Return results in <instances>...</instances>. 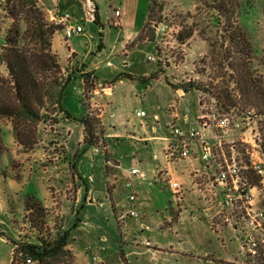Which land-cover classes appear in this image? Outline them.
I'll use <instances>...</instances> for the list:
<instances>
[{
	"label": "rangeland",
	"instance_id": "rangeland-1",
	"mask_svg": "<svg viewBox=\"0 0 264 264\" xmlns=\"http://www.w3.org/2000/svg\"><path fill=\"white\" fill-rule=\"evenodd\" d=\"M56 1L35 0V7L43 13L48 24H58L54 19L58 16ZM125 1L128 22L124 27L118 28L112 22L114 10L120 7L122 0H98L99 6L92 5L89 11L90 17L79 20L83 35L66 39L61 31L50 40L51 50L61 66V75L57 77L64 80L69 75L73 77L62 99V106L72 116L71 120L51 108L47 118L35 126L36 144L28 151L16 141L11 121H0V264H12L16 249L12 242L26 241L30 236L54 241L66 231L70 236L65 250L70 254L60 255L51 261L52 264H263L247 256L240 229L230 221V215L221 210L220 190L211 174H206L207 170L199 159V146L193 147L190 162L180 160L174 165L178 168L176 180L163 173L154 177L152 172L155 165L160 166L165 161L164 143L139 139L169 137L174 117L171 107H174L185 130H200L205 139L215 134L221 136L227 155L233 152L246 163L249 154L256 158L258 155L252 146L241 141L244 138L251 143L256 141L259 156L264 160L260 147L264 131L261 108L250 104L248 92L239 95L232 80L240 78L242 71L233 72L228 67L235 58L236 62L245 65V76L249 70L252 73L251 80H243L249 79L264 89V0H238V25L252 51L249 57L244 52L234 54L227 63L218 52L220 34L210 21L214 13L204 8L200 1L157 0L151 20L156 24L170 25L172 35L162 37L155 31L154 42L138 43L135 42L148 21L152 0ZM14 2L17 0H0V58L6 35H13L17 28H20L27 47H41L31 34L36 22L34 16L20 14L15 17L5 9L6 3L12 6ZM160 5L163 11L159 14ZM28 8L32 9L31 5ZM60 8L62 12L70 13L71 19L79 18L77 16L82 13L78 4H75V11L68 3L61 2ZM193 23L198 25L195 37L180 42L179 35L186 33ZM210 45L217 47L211 49ZM238 49L242 51L240 47ZM212 50L215 54L211 56ZM79 68L94 70L108 82L104 83L114 88L112 96L97 95L105 110L104 132L119 135L118 140L106 139V146L120 164L116 181L112 174L117 168L108 159L111 164H107L106 175L103 170L100 177H95V183L89 182V175L96 172L99 161L104 163L108 151L101 142L94 147L99 149V154H95L93 147L84 148L82 145L85 133L84 127L81 133L79 123L87 115V106L82 102L85 89L81 78L74 77L80 75ZM152 75L157 78L141 81ZM89 77L90 73L83 75L85 83ZM6 78L7 66L0 59V79ZM188 83L206 88L210 83L213 85L207 92L194 90L181 94L183 92L176 87ZM226 97L235 99L237 107L227 110L223 106ZM95 109L100 118L99 108ZM138 110H144L149 117L138 118ZM212 112L219 118L230 116L239 121L243 129L228 133L215 126L208 131L201 129L198 119ZM155 115L158 120H153ZM132 134L138 137L137 140H127ZM76 152L81 154V160H78L75 171L70 161ZM140 156L145 159L142 163ZM155 156L159 159L154 160ZM67 161L71 168L64 164ZM53 163H57V168L51 165ZM134 166L148 172L140 192L136 193L137 200L132 204L129 201L132 191L125 187V183L132 180L129 172ZM194 170H199L200 175L195 176ZM77 172L82 174L86 186L81 184ZM72 173L78 195L71 185ZM172 179L182 184L179 194L170 188L169 180ZM250 182L256 188V208L264 210V176L259 178L252 173ZM67 184L70 186L65 197ZM94 184L97 188L91 202V192L86 193V189L92 191ZM112 191L115 206L110 197ZM33 197L48 213L42 234L35 231L25 217V202ZM130 210L136 211L139 217L126 216ZM256 235L261 237L259 233ZM146 241L150 247L146 246ZM153 257L155 263L151 262Z\"/></svg>",
	"mask_w": 264,
	"mask_h": 264
},
{
	"label": "trees",
	"instance_id": "trees-1",
	"mask_svg": "<svg viewBox=\"0 0 264 264\" xmlns=\"http://www.w3.org/2000/svg\"><path fill=\"white\" fill-rule=\"evenodd\" d=\"M200 1L204 8L212 11L214 14L210 16L212 26L219 32L221 43H218L219 53H222L223 60L227 63L233 58L234 54L246 53L251 56L252 47L245 39L243 32L238 25L237 11L239 9L238 0H197ZM35 0H17L12 6L6 3V10L9 15L17 17L20 14L34 16L35 24L32 26V35L38 39L41 44L40 49H30L24 43L25 38L22 36L20 28L15 30L13 35L7 34L3 45L1 60L6 63L8 70V78L0 79V121H11L16 141L25 148L30 150L36 144L35 126L47 118L50 109H56L65 118L71 120L72 116L66 112L62 106L63 93L67 85L72 81L73 77L68 76L65 80L57 77L61 75V66L57 56L51 50V38L57 32L63 31L62 24H48L43 19V13L35 7ZM31 5L32 9L28 8ZM157 5V0H152L149 9L148 21L140 32L136 43L142 41H155V29L151 20L153 7ZM201 9V8H200ZM199 8L197 10H200ZM163 11V6L159 7V14ZM33 12V13H32ZM96 19H98V15ZM29 21L27 20V23ZM29 24V23H28ZM28 29L25 34H27ZM198 32V25L192 24L186 33L179 35V41L182 43L195 37ZM12 33V32H11ZM199 35H201L199 33ZM211 49L217 47L210 45ZM241 48L240 51L238 48ZM215 54V50L211 51ZM210 59L213 57L208 56ZM230 61L228 67L233 72H241L240 78L235 77L232 82L236 85L239 95L248 92L250 95V104L257 105L261 108L264 116V89L259 88L256 83L251 80L252 73L247 69L245 73V65L234 60ZM241 67H244L240 69ZM248 68V67H246ZM241 70V71H240ZM134 80V77L129 76ZM157 77L152 75L150 78H142V82L154 80ZM244 78H249L244 81ZM212 83L209 87H212ZM195 83L176 87L177 90L187 94L194 90L207 92L210 88ZM256 91H255V90ZM223 106L230 108L237 107V101L226 97ZM84 126V146L85 148L95 147L102 142L103 131L101 130L100 118H90L86 116L80 121ZM100 128V129H99ZM99 129V130H98ZM261 152L264 155V131L263 139L260 144ZM80 157V153L74 155V162ZM108 161V155H107ZM75 165V164H74ZM25 217L32 228L42 234L46 225L47 210L42 206L39 200L29 198L25 202ZM70 233L66 231L62 233L54 241H47L41 237L30 236L26 241L12 242L18 246V252L23 256L19 257L14 252L12 264H19L26 259L39 264H52L51 261L56 260L60 255L70 254L65 248L68 245ZM264 264V263H263Z\"/></svg>",
	"mask_w": 264,
	"mask_h": 264
},
{
	"label": "built area",
	"instance_id": "built-area-1",
	"mask_svg": "<svg viewBox=\"0 0 264 264\" xmlns=\"http://www.w3.org/2000/svg\"><path fill=\"white\" fill-rule=\"evenodd\" d=\"M115 15L117 17L120 16V12L116 11ZM71 18L72 15L70 14L54 18L58 24L63 25V33L66 39L84 34V29L81 25L72 26L68 23ZM153 26L157 35H161L162 37L172 35V27L168 24L153 23ZM149 60L154 59L149 57ZM108 93H111V86L103 81L97 80L95 74L90 73L89 80L85 83L84 90V101L87 106L86 116L98 118L95 109L97 106L94 104L93 95ZM171 110H173L174 113L171 124L172 137L180 141V149L177 150L178 157L190 162L193 158V147L195 145L199 146V159L207 170L206 174H211V179L220 190L221 201L219 206L221 210L226 211L230 215V221L234 222V225L240 229L243 249L247 256L250 259L264 262V210L256 208L254 195L256 188L250 182L252 173L259 178L264 176V160L262 156H259L260 152L257 150L258 144H256V141L251 143L247 139H241L244 144L252 146L253 151L258 155L255 158L251 157L253 155L249 154L250 159L246 163L235 157L233 152L230 155L225 153L221 136L215 134L213 137L205 139L202 137L200 130L195 128L185 130L180 125L181 120L176 109L171 108ZM136 116L139 118H147L148 115L145 111H138ZM153 118L154 120H158L157 115ZM184 120L186 121L187 118H184ZM198 120L201 129H205L206 131L210 130L212 126H215L224 133L241 131L243 129L239 121H235L230 116L219 118L215 112H212L210 115H203ZM94 152L99 153V149L95 148ZM166 157L170 160V153H168ZM131 173L133 176H142L139 169H133ZM199 173V170H194L195 176L200 175ZM169 184L175 194H179L182 190V184L178 181H173L172 179L169 180ZM125 187L132 191L129 195V201L134 204L137 200V194L133 192V181L128 179L125 183ZM213 187L215 186L213 185ZM125 215L135 219L139 217L134 210H130ZM256 233H259L261 237L259 238ZM146 246L150 247L148 241H146ZM15 251L19 257L23 256L22 253L18 252V246H16ZM152 261L154 262L156 259L153 257ZM32 263L30 259H26L23 264Z\"/></svg>",
	"mask_w": 264,
	"mask_h": 264
},
{
	"label": "crops",
	"instance_id": "crops-1",
	"mask_svg": "<svg viewBox=\"0 0 264 264\" xmlns=\"http://www.w3.org/2000/svg\"><path fill=\"white\" fill-rule=\"evenodd\" d=\"M61 2L62 3H68L69 5H71V8L75 11L76 9H75V4L77 5H79V8L81 9V11H82V13L80 14L79 13V15L77 16V17H79V18H75V19H70L69 20V24L70 25H72V26H78V25H80L79 24V20H83V19H88L89 17H90V14H89V11L91 10V8H92V5H96L97 7L99 6V2H98V0H57L56 1V12L58 13V16H63V15H65V14H70V13H68V12H62L61 11ZM64 11V10H63ZM116 11H119L120 12V16H116L115 15V13H116ZM95 14V13H94ZM97 14V13H96ZM71 15V14H70ZM73 17V16H72ZM112 22H113V24H114V26H116V27H118V28H122V27H124L125 25H126V23L128 22V11H127V7H126V1L125 0H122V2H121V5H120V7H117V8H115V10H114V16L112 17ZM136 43V42H135ZM134 43V44H135ZM134 44H132V46L134 45ZM73 55H76V53H73V52H71ZM97 68V67H96ZM79 70H81V72H80V75H82V77L80 76V75H76V76H74V77H80L81 78V82L83 83V86H84V89H85V82H84V78H83V75H85L86 73H94L95 74V76H96V78H97V80H99V81H103V82H107L106 80H103V79H101L99 76H98V74L94 71V70H86V69H84V68H79ZM108 83V82H107ZM111 85H112V83H111ZM181 91V90H180ZM114 94V88L113 87H111V93H108V94H101L100 96H105V95H109V96H112ZM181 94H185V93H181ZM100 96H98V95H93V101H94V104L99 108V110H100V112H101V114H100V121H101V126H102V131H103V135H102V144L104 145V147L107 149V151H108V159L109 160H111L113 163H114V167L115 168H117V170L112 174L113 175V179L116 181V179H118V174H119V171H118V168H119V166H120V164H119V162H118V160L116 159V155L114 154V153H112L111 151H110V149L106 146V139H113V140H118V134H106L105 132H104V129H103V125H102V120L104 119V106L101 104V102L98 100V97H100ZM82 102H83V104L85 105V101H84V95H83V99H82ZM86 106V105H85ZM171 108H174V107H171ZM138 111H144V110H138ZM137 111V112H138ZM148 115V114H147ZM149 116H147V118H148ZM139 118V117H138ZM153 120H154V118H153ZM142 124H144L145 125V123L144 122H142ZM172 124V123H171ZM79 126H80V128H81V133H82V131H83V125L81 124V123H79ZM143 130V129H142ZM154 132H157V129H154ZM128 138L129 139H127V140H137V138L138 137H136V136H133V134L132 135H128ZM140 141H142V142H147V141H150V140H157V141H160V142H163L164 143V148H163V151H164V162H162V163H160V166L159 165H155V168L153 169V174H154V177H156V176H158V175H160V173H163V174H167V176L168 175H170V176H172L174 179H178L177 178V171H178V168L176 167V166H174V165H178V162L180 161V160H182V159H180L179 157H178V152H177V150L178 149H180V141L178 140V139H175V138H173L172 137V132H171V135L168 137V136H165V137H163V136H148V137H142V138H140L139 139ZM83 147L85 148V146H84V141H83ZM78 146H80L81 147V143H78ZM94 148V147H93ZM72 149V148H71ZM95 149V148H94ZM168 153H170V155H171V159L170 160H168L167 159V157H166V155L168 154ZM74 154V153H73ZM95 154H99V153H95ZM106 154V153H105ZM132 156H133V153H132ZM80 157H81V154H80ZM78 158L77 159V161L76 162H74V156H73V158H72V160L70 161V165H72L73 167L75 166V171H76V167H77V162H78V160H81V158ZM154 160H158L159 159V157L158 156H155L154 158H153ZM107 161V155L105 156V161H104V163H102V162H98L97 163V166H96V172L94 173V174H91V175H89V178H90V181L89 182H94L95 183V177L96 176H98V177H100L101 176V174L103 173V170H104V172H105V175H106V173L108 172L107 170H108V167H107V164L109 163V164H111V161ZM139 160H140V162L142 163L145 159H144V156H140L139 157ZM183 161H186V160H183ZM65 165L66 164H68V166H69V168H71V166L69 165V162L67 161V162H65L64 163ZM75 164V165H74ZM52 166H55L56 168H57V163H53V164H51ZM33 167V166H32ZM50 169V168H49ZM48 169V170H49ZM133 169H139V167H132V170ZM131 170V171H132ZM140 170V169H139ZM131 171L129 172V177H131L132 178V181H133V179H136V182L134 183V188H136L135 189V193H139L140 192V188H141V186H142V184H143V182H145V179H146V176H147V170H142V171H140L141 172V175L142 176H133L132 175V173H131ZM72 172H74L73 170H72ZM82 174L80 173V172H77V176H78V178L81 180V184H83V185H87L86 184V182L85 181H82V176H81ZM58 176V175H57ZM75 175H73V173H72V179H73V182H72V184L71 185H74V187H75V189H76V192H77V195H78V187H77V185H76V183H75V177H74ZM50 182H51V180H50ZM69 186L70 185H65V189H64V194H65V197H67V190L66 189H68L69 188ZM111 186H114V185H111ZM96 188H97V186H95V184L93 185V190L92 191H90L89 189H86V193H89V192H91V198H90V201L91 202H93L94 201V195H95V191H96ZM112 188H114V187H112ZM110 197H111V199H112V202H113V204H114V200H113V191L112 192H110ZM65 201H68V200H65ZM114 206H115V204H114ZM15 237H16V235H15ZM13 240H16V238H14ZM152 259L153 258H151V262H153L152 261ZM156 261H154L153 263H155Z\"/></svg>",
	"mask_w": 264,
	"mask_h": 264
},
{
	"label": "water",
	"instance_id": "water-1",
	"mask_svg": "<svg viewBox=\"0 0 264 264\" xmlns=\"http://www.w3.org/2000/svg\"><path fill=\"white\" fill-rule=\"evenodd\" d=\"M181 93V92H180Z\"/></svg>",
	"mask_w": 264,
	"mask_h": 264
}]
</instances>
